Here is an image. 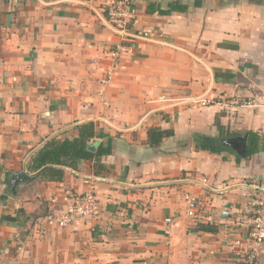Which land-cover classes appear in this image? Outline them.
<instances>
[{
  "label": "crops",
  "instance_id": "0c3cea01",
  "mask_svg": "<svg viewBox=\"0 0 264 264\" xmlns=\"http://www.w3.org/2000/svg\"><path fill=\"white\" fill-rule=\"evenodd\" d=\"M113 2L0 0V264H264L240 218L264 186V0H133L128 37L109 20ZM121 42L134 51L115 66ZM90 121L113 139L105 175L82 160L62 181L28 176L50 137L74 138ZM157 126L174 134L152 146ZM240 135L245 156L223 143ZM210 137L226 148L198 147ZM86 180L93 216L42 221ZM19 209L18 221L1 218Z\"/></svg>",
  "mask_w": 264,
  "mask_h": 264
},
{
  "label": "trees",
  "instance_id": "16d2710c",
  "mask_svg": "<svg viewBox=\"0 0 264 264\" xmlns=\"http://www.w3.org/2000/svg\"><path fill=\"white\" fill-rule=\"evenodd\" d=\"M177 6H171V10ZM167 13V11H163ZM229 73V72H227ZM79 135L74 138H61L59 135L50 137L45 144L32 156L28 165L29 177L34 180L62 181L65 178L68 168L77 169L82 160H91L94 172L97 175H105L107 167L103 164V156L113 152V139L110 135L96 129L93 121L86 122L77 126ZM174 134L173 130H164L161 127H152L149 129V143L152 146H158L165 137ZM97 138L103 139L97 141ZM259 136L255 132H250L248 143V155L256 152V143ZM95 142L97 149H90V143ZM199 148L208 149L213 152H221L223 145L215 142L213 138H206V141H199ZM241 158V157H238ZM0 169L2 166L0 165ZM11 173L8 174V176ZM9 193V190L7 191ZM6 198V196H4ZM1 201V200H0ZM24 214V209H19L16 215L3 214V220L18 221L19 216ZM198 231H216L217 226L210 223H199L196 226Z\"/></svg>",
  "mask_w": 264,
  "mask_h": 264
},
{
  "label": "built area",
  "instance_id": "2783aa9c",
  "mask_svg": "<svg viewBox=\"0 0 264 264\" xmlns=\"http://www.w3.org/2000/svg\"><path fill=\"white\" fill-rule=\"evenodd\" d=\"M137 16V6L133 0H114L108 8V17L121 36L128 37L134 34L133 23ZM134 51V45L121 42L111 49L110 53L115 59V66L125 54ZM115 68V67H114ZM111 72L104 82L111 78ZM254 104L253 100H247L246 105ZM89 189L81 193H73L66 196V208L63 211L48 214L42 221L60 228L71 226L79 220H86L93 216L98 209L99 196L96 193V185L92 180H86ZM262 192L257 193L251 203L250 209L241 214L240 218L247 228L248 239L252 244L251 259L255 260L264 249V186L260 187ZM189 215L195 217L199 200L195 196L188 197Z\"/></svg>",
  "mask_w": 264,
  "mask_h": 264
},
{
  "label": "water",
  "instance_id": "95a60500",
  "mask_svg": "<svg viewBox=\"0 0 264 264\" xmlns=\"http://www.w3.org/2000/svg\"><path fill=\"white\" fill-rule=\"evenodd\" d=\"M224 144H226L227 146H229L230 148L234 149L235 151H237L239 154L245 156L247 153V136H237V137H232L229 139H226L223 141ZM91 150H95V146L92 145L90 146ZM30 180V179H28ZM25 178L23 177H19L18 178H14L11 181V189L13 190V193L15 194L17 191V187L19 185V183L24 182Z\"/></svg>",
  "mask_w": 264,
  "mask_h": 264
}]
</instances>
